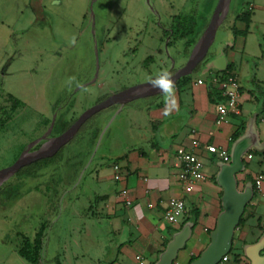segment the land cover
<instances>
[{
  "label": "rangeland",
  "instance_id": "374dc122",
  "mask_svg": "<svg viewBox=\"0 0 264 264\" xmlns=\"http://www.w3.org/2000/svg\"><path fill=\"white\" fill-rule=\"evenodd\" d=\"M215 1L97 0L93 21L91 0H40L44 12L38 17L31 0H0V169L13 164L46 132L44 121L53 119L52 105L60 96L75 90V107L67 113L71 121L109 90L145 82L154 70L171 69L174 51L168 47L164 30L172 16L196 9L201 24L198 40L215 10ZM237 2L233 0L230 16ZM106 10L105 23L101 16ZM228 16L212 48L225 36ZM102 24H106L103 32ZM73 37L75 44L71 43ZM179 45L176 52L182 43ZM15 99L23 104L13 110ZM121 120L103 136L104 146L114 135L124 133ZM59 133L54 130L53 135ZM82 143V138L74 139L54 161L30 170L34 174H16L0 186V264H32L19 250L44 225L38 264H97L89 259L88 251L100 254L112 234L105 222L99 223L89 214L98 185L75 168L89 159L88 145ZM233 260L232 264L242 261L240 257Z\"/></svg>",
  "mask_w": 264,
  "mask_h": 264
},
{
  "label": "crops",
  "instance_id": "0c3cea01",
  "mask_svg": "<svg viewBox=\"0 0 264 264\" xmlns=\"http://www.w3.org/2000/svg\"><path fill=\"white\" fill-rule=\"evenodd\" d=\"M215 2L217 5L218 0ZM232 2L225 36L212 48L214 41L208 58L197 72L175 84V108L166 114L162 93L137 98V102L133 100L123 106L116 104L102 111L113 110L94 119L96 126L101 128L96 144L91 145L88 134L82 138V145H88L86 155L89 159L82 165L78 163L75 168L82 170V177L84 175L98 185L94 200L90 201L89 214L99 223L105 222L112 234V239L100 254L93 249L88 251L89 259L97 264H138L137 255L144 258L145 264H153L173 233L186 222H194L196 215L193 234L175 260L179 264H190L191 259L198 257L210 243V234L223 210L224 191L216 180L219 172L217 163L221 159L211 148H223L230 154L233 142L245 133L254 115L260 141L264 142V56L259 42V35L264 36V0H238L230 16ZM116 10L118 7L114 8V13ZM239 14H249V21L239 18ZM234 28L245 34H234ZM176 47L180 45L173 47V59L177 56ZM189 55L182 52L176 61L174 59V66L172 64L171 69H166L172 72L175 67L180 68L181 62L185 61V64ZM227 73L235 74L240 84V113H231L218 124L217 105L223 100V89L212 79ZM198 80L203 83H198ZM126 88L129 86L109 90L99 102ZM65 109H54L56 119ZM119 118L123 120L124 133L122 136L114 135L104 146L103 136ZM51 133L53 135V130ZM180 147L192 150L205 164L207 178L198 180L194 190L188 194L183 190L175 166L176 151ZM248 154L253 157L247 158ZM244 158L246 169L238 174L239 186L244 188L248 181H253L255 194L236 230L232 254L227 262L221 264H232L236 255L242 259L241 264H249L243 245L256 242L264 233V152L254 148ZM248 176L252 180H247ZM172 197H185L187 204L186 212L174 224L165 218V210Z\"/></svg>",
  "mask_w": 264,
  "mask_h": 264
},
{
  "label": "water",
  "instance_id": "95a60500",
  "mask_svg": "<svg viewBox=\"0 0 264 264\" xmlns=\"http://www.w3.org/2000/svg\"><path fill=\"white\" fill-rule=\"evenodd\" d=\"M91 0L90 9L94 21V3ZM232 0H218L211 19L200 38L193 46L186 63L174 73L175 84L183 77L191 75L208 56L213 45L217 31L225 21ZM94 23V22H93ZM98 45L96 56L98 58ZM97 61V65H98ZM173 66L174 59L172 58ZM99 72L96 71V77ZM89 83H93L92 81ZM87 83V84H89ZM161 93L159 89L152 88L148 82H143L126 88L107 97L105 100L93 105L83 112L64 132L57 136H49L53 130L56 116H54L47 132L39 139L33 141L10 166L0 169V186L16 175L21 169L37 161L54 157L62 148L69 144L79 133L81 128L97 113L119 104L121 106L137 98L152 96ZM45 140L41 146L31 151L30 149ZM264 152V142L260 141L259 131L254 115L248 123L244 134L238 137L231 146L230 162L218 161L219 172L216 176L218 184L223 188L222 207L215 229L210 234V243L201 254L190 264H221L224 256L232 253L234 237L240 225L246 207L254 198L255 189L253 181H248L244 188H240L238 174L245 172V154L251 149ZM194 222L188 221L177 232L173 233L165 250L159 254L158 260L153 264H174L181 250L185 249L191 238ZM245 257L249 264H264V233L254 243L243 245Z\"/></svg>",
  "mask_w": 264,
  "mask_h": 264
},
{
  "label": "trees",
  "instance_id": "16d2710c",
  "mask_svg": "<svg viewBox=\"0 0 264 264\" xmlns=\"http://www.w3.org/2000/svg\"><path fill=\"white\" fill-rule=\"evenodd\" d=\"M39 1L40 0H31L32 6H33V4L35 5V6H33V9L35 10L37 17L41 16L42 12H44ZM107 10L101 16V19L105 23L107 20ZM198 14L199 13L196 9H192L190 12L180 13V14L174 15L171 18L169 28L167 30H164V34L168 38V47L179 46L178 45L179 42H182L181 49L177 51V56L174 57L175 61L178 59V57H179L178 55H181L182 52L185 55H189L193 46L197 42L198 30L201 26L199 18H198ZM238 17L239 18L243 17L244 20H246V21H249V19H250L249 14H246V15L245 14H239ZM104 25H106V24H102L101 26H99L101 32L104 31V28H105ZM234 34L238 35V34H245V33L237 31L235 29ZM259 42H260L261 48L263 49V56H264V36L261 34L259 35ZM199 68H200V66L194 71V73L197 72ZM253 76H254V74H253ZM257 88H259V86H257ZM22 104H23V102L20 99H15V102L12 106V109L15 110L16 108H18ZM65 104H67V107H65ZM74 104H75V94L72 91L66 97L60 96V98L56 101V103L53 104V107L55 110L58 109V107H61L64 109L66 108L64 111L59 112L57 119H56V122H55V125H54L53 132H54V130L55 131L59 130L60 133H62L74 122L75 119H72L71 121L67 119V113H69V111H71L73 109ZM92 121H94V118L89 120L81 128V130L79 131V133L76 135V137L74 139L83 138L84 134H88L91 137V145H95L98 138H99V135L101 133V128H99L98 126L93 124ZM44 123L47 126H50L51 119H46L44 121ZM61 150L54 157L37 161V162L27 166V167H24L17 174H19V173L20 174L21 173H28L29 175L34 174L30 170H32V169L35 170L38 166H40L42 164H47V163H50L51 161H54L60 155ZM247 180H252V177L248 176ZM255 185H256V182H255ZM196 218H197V216L195 215V217L193 218L194 222H196ZM242 222H243V217L241 218L240 224H242ZM43 228L45 229L46 225H44L42 227L41 231H39V233L37 234V237L33 241L29 238H26L24 240L23 246L19 250V253L32 264H38V260L41 256V252L43 250V239H42L43 232H44ZM231 254H229V255H231ZM236 257H238V255H236ZM196 258H198V257L197 256L193 257L191 259V262L193 260H195Z\"/></svg>",
  "mask_w": 264,
  "mask_h": 264
},
{
  "label": "built area",
  "instance_id": "2783aa9c",
  "mask_svg": "<svg viewBox=\"0 0 264 264\" xmlns=\"http://www.w3.org/2000/svg\"><path fill=\"white\" fill-rule=\"evenodd\" d=\"M213 82H219L223 89V100L217 105L218 118L217 123L221 124L231 113H240V84L238 78L233 73H227L225 76H214ZM198 83H203L198 80ZM197 145V143H196ZM211 148V147H210ZM216 152L219 159L224 162H230L231 157L227 150L223 148H211ZM252 154H248L247 158L251 159ZM175 166L178 169V179L183 187L185 193H191L194 190L195 184L198 180L206 179L204 161L192 150L180 147L176 151ZM118 169V166L115 167ZM257 183H260L257 181ZM130 202H128L129 204ZM187 204L185 197H172L169 200L165 210V218L171 223H177L178 219L186 212ZM138 264H145V260L141 255L135 257ZM229 255L224 256L222 262H227ZM174 264H179L175 261Z\"/></svg>",
  "mask_w": 264,
  "mask_h": 264
},
{
  "label": "clouds",
  "instance_id": "9594fccd",
  "mask_svg": "<svg viewBox=\"0 0 264 264\" xmlns=\"http://www.w3.org/2000/svg\"><path fill=\"white\" fill-rule=\"evenodd\" d=\"M75 42V37H73L71 43L75 44ZM147 82L152 88L159 89L163 94L166 114H168V112L176 106V85L172 72L166 68L154 70V72L148 76ZM169 104H171V108Z\"/></svg>",
  "mask_w": 264,
  "mask_h": 264
},
{
  "label": "flooded vegetation",
  "instance_id": "af4514ba",
  "mask_svg": "<svg viewBox=\"0 0 264 264\" xmlns=\"http://www.w3.org/2000/svg\"><path fill=\"white\" fill-rule=\"evenodd\" d=\"M50 136H54V135H52V133H51ZM40 137H41V136H39L37 139H39ZM37 139H36V140H37ZM34 141H35V140H34ZM43 142H45V140L40 141L38 144L34 145L30 150L33 151V150L38 149V148L41 146V144H42ZM31 143H32V142H31ZM28 146H29V145H28ZM28 146H27V147H28ZM27 147H26V148H27ZM26 148H25V149H26Z\"/></svg>",
  "mask_w": 264,
  "mask_h": 264
}]
</instances>
